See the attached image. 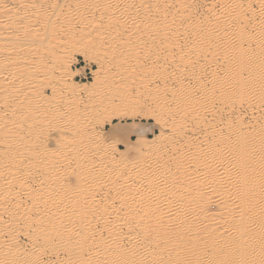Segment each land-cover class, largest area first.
Returning <instances> with one entry per match:
<instances>
[{"label": "rangeland", "instance_id": "rangeland-1", "mask_svg": "<svg viewBox=\"0 0 264 264\" xmlns=\"http://www.w3.org/2000/svg\"><path fill=\"white\" fill-rule=\"evenodd\" d=\"M25 1L0 0V32L4 33H0V145H5L0 148V245L10 236L17 239V244L25 243L28 241L26 235L32 233L35 224L42 225L41 228L54 224L64 226L65 232L72 228L82 241L72 244L76 242L74 239L52 238L47 241V255L39 264H76V260L87 257L91 250L93 257L98 237L95 235L88 247L81 244L86 240L83 241L84 236L81 239L83 228L79 211H76L79 205H73L69 198L78 188L83 197L85 187L91 188V185L90 190L95 191L92 199L100 198L96 205L103 206L107 220L113 208L119 209L125 221L144 217L147 200L155 216L150 223L166 222L172 227L168 238L178 234L182 214L186 220L197 222L198 217L193 212L198 205L212 214L222 212L219 206L224 203H233L236 180L233 182L230 175L232 151L226 138L232 140L236 133L243 131L251 137L256 136L258 141L264 139V135H260L264 133V91L257 98L234 96L233 111L229 110L225 99L217 97L220 101L215 98L207 109L196 110L197 113L192 112L195 102L184 108L174 93L181 89L182 83L195 85L187 73L186 60L196 53L207 52L216 42L217 47L227 46L223 40L218 42L225 34L218 28L234 27L236 21H230L229 17L239 10L251 19L262 14L264 17V8L259 7L258 0H133L130 9H124L119 0L110 4L102 0L101 9L94 10L95 13L103 11L105 15L94 16L88 23L81 15L89 16L94 3L101 0H74L70 2L72 17H81L72 20V34L60 30L59 26L64 27L66 21L56 17L53 24L50 20L48 28L34 37L31 34L34 26L39 21L47 22L48 14L51 16L54 6L63 0H55V3L54 0H34L35 6ZM247 2L251 3V9L246 8ZM109 8L123 12L119 18L111 19L106 15ZM22 9L25 15L20 14ZM163 9H166L165 20ZM29 10L37 11L32 16ZM43 16L47 17L43 19ZM145 16L148 19L142 20L143 26L138 27L136 22ZM177 16L180 17V30L175 25ZM196 19L201 26L198 35L193 37ZM12 22L16 25H11ZM7 24L16 27L15 30L8 29ZM210 25L216 28L212 33L207 27ZM9 35V41L5 40ZM249 36H256L252 44L259 39L264 41V34ZM182 40H190L191 45L178 49ZM19 41L30 42L17 47L21 45ZM180 59L185 63L179 62ZM214 59L218 61L219 57L214 56L209 62L204 60L206 69L217 62ZM207 72L200 78L209 88L211 74ZM211 89L215 93L218 91ZM201 94L202 90L195 93ZM256 110L259 115L252 116L251 111ZM210 125L215 126L214 130L204 135V128ZM138 128L144 131L141 137L137 136ZM78 154L82 166L77 163ZM262 156L263 153L258 154L254 165L245 171L264 167ZM195 158L199 160L196 162ZM207 172L224 177L216 182L213 190L202 181L205 174L209 176ZM83 173L85 176L91 174L89 177L93 179L89 185L87 181L76 183L75 177H83ZM166 177L170 178V183L162 184ZM197 179L202 181L198 188ZM93 180L97 182L92 184ZM55 191L59 192L56 196L64 193L63 200L56 201ZM128 192L135 198L129 199ZM53 201L55 204L51 203ZM179 203L185 207L180 208ZM83 207L88 217L81 225H88L91 218L98 226L100 208ZM59 210H62V217ZM77 226L82 228L81 232ZM131 233L136 238L134 245L140 247L132 258H139L137 263L147 261L150 252L158 250L160 242L156 241L154 248L151 247L145 232L135 224L130 226L127 235ZM205 237L207 233L198 240ZM30 250L25 245L20 251V264ZM183 251L180 248L179 254L187 259L190 253ZM9 258V253L0 246V264H10Z\"/></svg>", "mask_w": 264, "mask_h": 264}, {"label": "bare ground", "instance_id": "bare-ground-1", "mask_svg": "<svg viewBox=\"0 0 264 264\" xmlns=\"http://www.w3.org/2000/svg\"><path fill=\"white\" fill-rule=\"evenodd\" d=\"M26 1L28 3H33V4L35 3L34 0H26ZM73 1L74 0H63L62 2H58L56 6H54V9H53L54 13H52L51 16H49L48 14L47 22L41 23V21H39L40 23H37V25L34 26L35 28L31 30V34L33 35V37L35 35H38L39 34L38 32L42 30H46L51 23L53 24V19L55 20L57 18H60L61 21L62 19H64V21H66L63 25L64 27L59 26L62 29L60 28L58 29L63 30V31L67 30L70 33L74 30L71 24L72 20H76L79 17L83 16L82 18L85 20V23H88L91 21L92 17L94 16L103 17L102 15H105L103 11L100 12L98 10V12L100 13H95V10H94L96 7L101 9L100 8V4L102 3V0H101V1H97L94 3L93 9L89 11L88 13L90 14L89 16H86L87 14L84 13L81 16L75 15L76 17L73 18L72 17L73 5H70V2H73ZM104 1H107V3L110 4L111 2H114L117 0H103V2ZM119 1H121L124 9H130L131 5L133 4V0H119ZM258 1L256 0V2H258L257 4H259V7L264 8V0H258ZM53 3H55V0L53 1ZM33 6H35V4ZM245 6L246 8L247 7L249 8L251 6V3L247 2ZM62 7H65V8H62ZM238 8H241V7H238ZM24 10L22 9V12L21 13L19 12V13L24 14L25 13ZM29 11H31V13H33L32 16H34V13H36L37 10L36 11L29 10ZM165 11L166 9H163L162 11L163 20L167 19V16L164 14ZM122 12L120 10H116L115 8L114 9L109 8L108 11L106 12V15L108 18L110 16L111 19L112 18L114 19V17L119 18ZM210 14L215 15L213 11H210ZM44 17L46 18L47 16H43V19H45ZM37 18H39V16ZM219 18H221L222 20L223 16L220 15ZM147 19H148L147 16H145V17H142L140 20H138L136 22L137 25H139L138 27H141V25L143 26V23H141V21L142 20L145 21ZM50 20H52V22ZM175 20H176L175 25L177 26V29H179L180 17L177 16ZM229 20L236 21L234 27L220 26L218 28V29L223 30L225 33V34H222L218 42L223 40L225 43H227V46L217 47L216 45L218 44L216 42L210 50H208L207 52H203L202 54L196 53L193 57L191 56V58L186 60L187 61L186 63L182 59L178 60L179 62H183L186 64V66H188L187 73L191 75L192 79L195 81L194 83L195 85L191 87V85L188 86V84L182 83L180 84L181 89H179L178 92L174 93V95L177 101H179V103L184 104L183 106L184 108L185 106L189 105V103L195 102L192 112L193 111L196 112V110L201 111V109L206 108V106H210V103H212V101L215 98L225 99L224 101L228 103L229 110L233 111L234 107L232 106V104L234 101H232V98L234 96L257 98V97H260L261 92L264 91V41H261L259 39L257 42L252 44L253 40L256 39L255 38L256 36H254L253 38H250L249 36L251 34H255V35L264 34L262 33L264 31L263 14L261 16L258 15L257 18L253 17V19H251V18L246 17L244 14L240 13V10H239L236 12V14L233 17H229ZM196 23H197L196 27L194 28L192 32L193 37H196L198 33L200 32L201 25L198 19H196ZM10 24L9 26L7 24V26L9 27L8 29L15 30L16 27L14 26L15 28H11ZM11 25H16V24L12 22ZM29 26H31V24H29ZM32 26H33V23H32ZM23 27H21L20 29H22ZM207 27H208V30L211 31V33L214 29H216L215 26L213 25H210ZM177 29H175V31ZM17 30H18V27H17ZM162 30L165 31L166 27H164ZM2 31L3 30H1L0 33H3ZM8 34H10V32L7 33L6 35ZM27 34H29V32H27ZM27 34H25V36ZM32 35L31 36L29 35V36L32 38ZM25 36H24V39L27 37ZM7 37L8 38L5 37L4 39L5 40L8 39L9 41L10 35ZM21 40H23V38ZM31 40L32 39H30V41ZM30 41H24V42L22 41L23 44L19 41L21 45L20 44L18 45L17 43L16 44H17V47L18 46L20 47L24 45L25 42L28 44ZM13 44H15V41ZM30 45L31 44H29V46ZM187 45L189 46L191 45L190 40H182V43L178 44V49H181L183 46L185 47ZM25 46H28V45H25ZM12 47H16V46L12 45ZM214 56L219 57V60L217 61L215 60L216 59L215 58L214 59L215 61L214 60L212 61L214 62L217 61L219 63L216 62L215 64H212L213 66H211V68L209 67L208 69H206L205 68L206 65H204V60H207L209 62L208 59H211V58L213 59ZM205 63L207 64V62ZM182 66H185V65L183 64ZM206 70L210 72L209 75L211 74L209 77V80H210L209 83L211 87L209 88H217L218 89L217 93H215L212 89L209 90V88H206L208 85L203 84V82L201 81L202 79L200 78V76H203L204 72H207ZM96 73L98 74V72ZM96 73L95 75H97ZM198 90L200 91L202 90L201 95H195V93H197ZM263 98H264V95H263ZM229 102L231 103L229 104ZM211 105H214V104H211ZM251 115L258 116L259 114H258V111L256 110L254 112L251 111ZM214 128H215L214 125L205 127L203 134L207 135V133L209 131L214 130ZM136 132H138L137 136L141 137V134H143L144 131L142 128H138ZM260 135H264V133H261ZM203 137H206V136H203ZM97 139H100V138H97ZM226 142L232 151V157L229 163L230 175H231V178L233 177V182L236 180L234 182L235 187L233 190V197H234L233 203L230 205V204L223 202L224 205L221 204L222 207L219 206V211H222V212H217V213H212V214H207V212L203 208L204 206L198 205L197 211L193 212L198 217L197 222L186 220V218H184L182 214L181 217L179 218L180 219V224H179L180 230L177 231L178 234L175 235L176 237H173L176 239L168 238L170 237V234L172 233L171 232L172 227L168 225L166 222L158 224V225H153L152 223H150L154 221L155 216H154V209L151 206V203L147 200H145L147 203L145 204L146 208L143 214L144 217H140L139 219L133 218L130 221H125L121 218L119 209L113 208V210L110 213L111 218L107 220L106 215H105L106 213H104L105 211H104L103 206L96 205V203L99 204L100 198L96 200L99 202H96L92 199L93 195L95 194L94 190H93L94 192L90 190L92 189V185H91V188L87 186L85 187V190H84L85 192L83 191L82 193L83 197H81L80 195L81 192L80 193L78 192L79 191L78 189L80 188H78L77 191L75 189V191L73 192H76V194L72 192V194L69 195L70 196L69 198L73 205H77V206L79 205L77 208L78 210L76 209L75 210L77 212L79 211L78 213H79V218L81 219L80 220L81 223H83L82 222L83 219H86V216L88 217V215L86 216L84 215L83 211L85 210L83 209L85 208L84 207L81 208L82 205H87V208L89 210H92V208L95 209L98 206L100 208L99 215H101V222H99L98 226L96 222L94 220L91 221V218H90L89 221H87L88 219L86 220L88 222L87 223L88 225H85L86 223L81 225L80 223V227L83 228L82 232L80 231L82 228L78 226L76 227L82 233L81 239L84 236L83 241L84 240L86 241H84L83 243L81 242V244L84 245L85 243L86 247L89 246V242H92V238H94L95 235H97L96 238L98 237L97 242H96L97 249L93 248L95 250V252L93 250L94 254L92 252L93 257L90 256V253L92 251L91 250L90 253L87 254V257H82L81 260H76L77 261L76 264H264V167L254 168L250 172L245 171L246 168L252 167L254 165V160H256V158L258 157V154H262V153L264 154V139H262L261 141L260 140L258 141L256 136L251 137L250 135H246L243 131H240L236 133V135L234 136L232 140L231 138H226ZM72 144L75 145V142H73ZM1 147L4 148L5 145H0V148ZM209 150H211V148H209ZM79 155L80 154H78V158H77L78 160H79ZM198 160L199 159H197L196 162ZM74 162H75V159H74ZM78 162L81 163V166H82V162H80V160L77 161V163ZM262 163H264V156H262ZM65 166L67 165H64V167ZM77 167H78V164H77ZM89 170L91 171V169ZM89 175L91 176V174ZM89 175L85 176L84 173H83V177H81L82 175H77L75 177L76 183L78 182L77 184H79L82 182L83 184V181L84 182L87 181L89 185V181L92 182V179H93L89 177ZM221 177L222 176L211 172L209 173V176L205 174L202 178L203 179L202 181L206 184H209L211 187V190H213V187H215L214 185L217 184L216 182H218L219 180L221 181V179L224 178V177L223 178ZM169 179H170L169 177H166L164 181L162 182V184H166V183L169 184L170 183ZM94 181L95 183L97 182L96 180H93L92 184H94ZM202 181L200 179H197L196 181L197 188L202 185L201 183ZM84 185H86V183ZM113 185L115 186V183ZM74 187L75 186H73V188ZM98 187H102V186H98ZM82 188L84 189L83 186ZM95 188L100 190V188H97V187ZM214 189L216 190V188ZM226 189L228 191V188ZM106 190L107 188L105 187V191ZM77 192L79 193V195ZM67 193H69V191ZM225 193L227 192L225 191ZM57 194H59V192H57ZM57 194L55 191L54 195L56 196ZM98 195L99 194H97V197ZM102 195L104 196V194ZM62 196L61 195L56 196L58 198L56 199V201L59 199L63 200L64 196L63 197ZM127 196L129 197V199L135 198L134 194L131 192H128ZM66 198L69 199L67 196ZM200 201L202 202L203 199L200 198ZM54 202L55 201L51 203L53 204ZM179 204H180L179 205L180 208H182L184 205L182 203H179ZM54 210L55 209H53V211ZM60 211L62 212V210H59V213L61 214ZM54 212L56 213V210ZM95 212H98V210H96ZM57 215H58V210H57ZM57 217L55 218L57 219ZM61 217H62V214H61ZM73 217L74 216L72 215V218ZM75 217L74 219H77ZM53 218H54V213H53ZM51 222L50 224H52ZM134 224L136 226H139L145 232V236L147 237L146 238L147 242L151 245V247L154 248V245H156V241H159L161 243V244L158 243L159 246L157 245V249H158L157 251L152 252V253L150 252V254L148 255L147 261L139 260L140 261L139 263H137V260L139 258L137 257L132 258V255L134 253H137L140 247L137 246L136 244L134 245V241L136 239L134 234L131 233L127 235L128 229L130 228V226ZM41 226L42 225H36V224L35 226H32V231H31L32 233L30 234L28 233V235H26L28 236L27 238L28 241H26L25 243L17 244L16 242L17 239H15L12 236H10L9 238L1 242L2 245L0 246H2V249L6 251L7 253H9L10 264H20V259H21L20 251L22 252L25 245L29 246V250L31 249L30 250L31 252L27 255V258L23 264H39L41 258L47 255L46 254V244H47V241H50L52 238L57 237L58 239H64V241L74 239L76 242H73L72 244L78 243L80 240L79 238L80 235H78L77 232L76 234L73 233L74 230L71 228L73 230L72 231L69 228L70 226H67L69 228L67 229V232L63 230V228L65 227L61 225L60 226L59 225L54 226V224L53 226L48 225L49 227L47 228H44V227L41 228ZM74 226H75V223H74ZM68 230H70V232ZM205 233H207V237H205V239L203 240H198ZM257 241H259L260 243L258 244ZM126 242L130 243L129 246L124 245V243ZM256 243L257 245H255ZM180 248L184 250L182 253H185L186 251L190 253V256L187 259H182V256L179 254Z\"/></svg>", "mask_w": 264, "mask_h": 264}]
</instances>
